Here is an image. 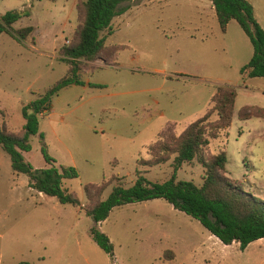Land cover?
I'll use <instances>...</instances> for the list:
<instances>
[{"label":"rangeland","instance_id":"374dc122","mask_svg":"<svg viewBox=\"0 0 264 264\" xmlns=\"http://www.w3.org/2000/svg\"><path fill=\"white\" fill-rule=\"evenodd\" d=\"M85 0H0V16L27 10L28 17L12 32L32 26L25 40L0 35V123L18 132L22 109L67 75L59 50L70 44ZM210 0H131L111 21L112 33L101 34L116 66L104 56L81 74L83 86L71 85L55 95L38 117L42 135L29 138L23 153L35 170L46 168L41 150L78 178L62 187L85 202L84 187L115 176L114 185L130 186L136 160H148L146 146L169 128L179 135L211 107L220 85L232 86L235 100L230 127L201 152L210 157L225 151L226 176L245 192L264 201V117L238 120L246 105L262 110L264 98L240 87L264 89L263 78L250 80L241 70L253 54L249 38L235 21L225 32ZM117 48H119L117 50ZM261 82V81H260ZM263 82V81H262ZM93 84L100 87H89ZM30 113V111H28ZM213 113L209 121L215 122ZM173 157L162 165L139 167L151 183L167 181ZM199 159L184 163L178 181L202 184ZM92 230L107 236L113 254L94 243ZM264 264V241L240 250L225 246L196 220L161 199L114 208L94 223L83 207L61 205L28 187L24 174L14 173L0 149V264Z\"/></svg>","mask_w":264,"mask_h":264},{"label":"trees","instance_id":"16d2710c","mask_svg":"<svg viewBox=\"0 0 264 264\" xmlns=\"http://www.w3.org/2000/svg\"><path fill=\"white\" fill-rule=\"evenodd\" d=\"M53 1V0H52ZM131 0H85L80 2V20L76 34L70 44L59 50V60L68 66L67 75L57 81L43 93L23 107L24 125L18 132L10 131L0 123V149L10 159L14 173L24 174L28 187L45 196L55 198L61 205L83 207L84 214L94 223L105 221L109 213L118 207L161 199L190 218L196 220L221 244H237L244 250L249 244L264 239V201L245 192L226 176L227 156L220 151L210 157H202L201 152L216 139L220 132L226 131L233 117L237 96L236 89L220 85L209 100L211 105L199 119L189 123L185 129L175 135L169 128L161 130L157 139L146 146L148 160L137 159L135 181L128 187L114 185L108 196L102 194L109 188L112 176L98 185L84 187L85 202L81 204L74 193L62 187L63 181L78 178L73 167L56 164L44 149L41 154L46 168L35 170L25 161L23 153L31 150L29 138L42 135L38 130V116L44 115L50 108L52 98L59 91L71 85L83 86L81 74L92 63L104 56L107 66L116 65L111 53L105 52L103 32L111 31V21L121 13L120 6ZM216 20L222 32L230 21H235L247 35L253 54L241 73L248 70L247 78H264V31L254 18L253 8L247 0H210ZM28 17L27 10L8 11L0 16V35L7 33L17 41H25L33 32L32 26H26L12 32V25ZM119 48H117L118 50ZM89 87H100L87 84ZM30 111V113H28ZM215 113L217 119L211 123L210 116ZM264 117V110L242 108L239 120ZM172 160V174L162 183H151L143 177L139 167H155ZM204 168L202 184L178 181L176 173L184 163L194 159ZM92 239L99 249L107 255L113 254V246L107 236L97 230L91 231ZM27 264V263H20Z\"/></svg>","mask_w":264,"mask_h":264},{"label":"crops","instance_id":"0c3cea01","mask_svg":"<svg viewBox=\"0 0 264 264\" xmlns=\"http://www.w3.org/2000/svg\"><path fill=\"white\" fill-rule=\"evenodd\" d=\"M252 8H253V13H254V18L256 20V22L259 24V26L262 28V30L264 31V0H247ZM208 9L210 11H212L214 13L213 7L211 5V2H208ZM215 14V13H214ZM116 66V65H113ZM246 78V77H245ZM256 78H252L250 80H254ZM264 79V78H263ZM261 81V82H260ZM263 81V82H262ZM255 83H264V80H259V82H255ZM241 90L248 92V95L250 94H256L258 96H261L264 98V89H255L253 87H251L250 85H246L244 84V86L240 87ZM237 92V91H236ZM213 95V94H212ZM238 96V93H237ZM236 96V98H237ZM212 97V96H211ZM210 97V98H211ZM210 100V99H209ZM245 107L248 108H253L252 105H246ZM243 107V108H245ZM262 110H264V106H262L261 108ZM263 118V117H261ZM239 120V119H238ZM248 120V119H247ZM262 241H264V239H260ZM259 241V240H258Z\"/></svg>","mask_w":264,"mask_h":264},{"label":"built area","instance_id":"2783aa9c","mask_svg":"<svg viewBox=\"0 0 264 264\" xmlns=\"http://www.w3.org/2000/svg\"><path fill=\"white\" fill-rule=\"evenodd\" d=\"M247 73H248V70H245V71L243 72V76L246 77V76H247Z\"/></svg>","mask_w":264,"mask_h":264}]
</instances>
